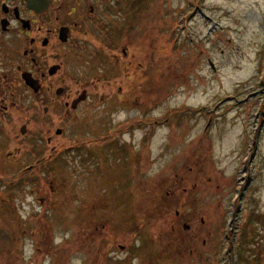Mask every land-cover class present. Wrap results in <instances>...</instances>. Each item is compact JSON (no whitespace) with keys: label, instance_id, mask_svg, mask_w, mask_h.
Returning <instances> with one entry per match:
<instances>
[{"label":"rangeland","instance_id":"1","mask_svg":"<svg viewBox=\"0 0 264 264\" xmlns=\"http://www.w3.org/2000/svg\"><path fill=\"white\" fill-rule=\"evenodd\" d=\"M149 10L144 49L151 64L165 57L151 67L158 84L165 72L164 101L152 86L142 111L77 114L72 141L101 142L55 169L47 216L28 200L21 227L0 218V264H264V0ZM123 117L135 129L110 153Z\"/></svg>","mask_w":264,"mask_h":264},{"label":"flooded vegetation","instance_id":"2","mask_svg":"<svg viewBox=\"0 0 264 264\" xmlns=\"http://www.w3.org/2000/svg\"><path fill=\"white\" fill-rule=\"evenodd\" d=\"M142 2L139 16L135 0H0V218L19 227L24 204L35 215L28 200L47 204L49 214L55 169L76 154L72 147L86 145L70 137L77 114L97 118L90 108L100 106L105 114L134 105L142 111L152 86L164 101L166 61L151 64L144 49L150 0ZM151 67L161 69L159 84ZM133 120L123 117L130 126L106 134L110 150L121 146L120 133L135 129Z\"/></svg>","mask_w":264,"mask_h":264}]
</instances>
